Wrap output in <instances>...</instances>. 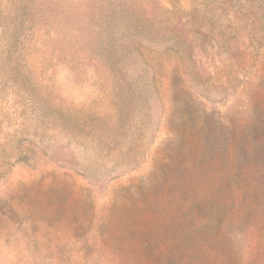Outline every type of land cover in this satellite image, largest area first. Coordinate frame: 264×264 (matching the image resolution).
I'll return each mask as SVG.
<instances>
[{
    "label": "rangeland",
    "instance_id": "1",
    "mask_svg": "<svg viewBox=\"0 0 264 264\" xmlns=\"http://www.w3.org/2000/svg\"><path fill=\"white\" fill-rule=\"evenodd\" d=\"M0 264H264V0H0Z\"/></svg>",
    "mask_w": 264,
    "mask_h": 264
},
{
    "label": "trees",
    "instance_id": "2",
    "mask_svg": "<svg viewBox=\"0 0 264 264\" xmlns=\"http://www.w3.org/2000/svg\"><path fill=\"white\" fill-rule=\"evenodd\" d=\"M44 31H46V30L44 29Z\"/></svg>",
    "mask_w": 264,
    "mask_h": 264
}]
</instances>
